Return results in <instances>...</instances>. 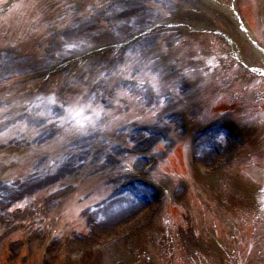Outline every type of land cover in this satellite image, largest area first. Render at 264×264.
Wrapping results in <instances>:
<instances>
[{"label":"rangeland","instance_id":"374dc122","mask_svg":"<svg viewBox=\"0 0 264 264\" xmlns=\"http://www.w3.org/2000/svg\"><path fill=\"white\" fill-rule=\"evenodd\" d=\"M133 1L75 0L76 3L73 4L71 18H77L84 13L85 15L78 17L77 21L73 22L67 30L62 31L58 37H51L54 40L46 43L45 47L38 44L37 49L42 54H40L39 59H36V56H28L21 63L19 61L11 62V68L8 69L10 71L0 73V83L8 84L9 86L11 82L16 84L20 80L23 83L30 81L47 82L41 80L44 77L42 74L50 70L48 68L51 66H58L63 62V59L72 58L79 60L85 56L94 54L96 50L109 48L117 42L129 39L131 34L140 33L148 29L150 25L166 22L168 17H172L177 21L185 20L195 28L206 30L210 33L215 31L221 32L227 38L233 39L237 35V31L234 25L232 26L228 15L220 8V5L227 6L232 0H215L214 4L209 3V5L198 3V0H139L138 4L131 6L130 3ZM100 4L102 6L97 7ZM236 4L248 17L251 26L257 34L259 36L260 34L262 35V40L264 41V0H236ZM195 10L205 13V16L200 21L191 15H188L187 18L176 19L179 17L178 14L180 12L187 15ZM108 17H112V19H108ZM57 20L58 17L51 22ZM51 22L49 21L48 24ZM163 31L166 34L165 39L154 37L153 39L149 38L144 41H134L125 51L115 54L114 61L110 66L109 78L99 81L97 86L101 88L102 93L108 96H113L115 93L114 90L116 89V94L112 98L113 103L108 107V110L111 109L112 106H116V96L118 97L119 94H122L127 89L124 83H121L118 79L119 73L117 71L119 67H132L136 71L135 73H137L144 68L151 55L162 52L169 55L167 59L176 57L177 64L172 67V75L169 74V79L166 81L161 80L158 83L165 84L169 82L171 88H177L180 97L177 100L181 102L180 104L183 101H189L184 106L186 110L182 109L185 112L188 111V114L175 113V118L167 117L164 119L163 126L162 124L157 125V127L163 130L162 135L168 139L167 141H161L159 136V138H155L149 143L147 139L152 137V131L150 135L141 132L144 137L135 135L134 132H138L139 128L136 126L131 127L130 124L135 122L136 116L133 119H131V116V120H126L127 123L123 125V128L115 129L113 126L106 125V130L110 133H115L116 135L114 136L111 134L100 136L98 134L97 129L105 121L103 117L97 118L96 116H92L95 127H93L90 121L87 122V127L90 128L87 134L82 135L80 132L77 134L70 127L60 134L50 132L47 139L42 136L43 134H40L37 143L41 146L42 153L37 155L38 159L31 163V169L35 168L37 172L28 177H24L23 181H17L14 184L7 183L5 179L4 181L1 180L4 182V187H2L3 192L1 194L3 195L4 193L3 198L8 199L3 204L4 211L8 212L14 202L26 196L28 197L23 201L25 204L30 201V206L23 213L0 214V264H116L115 262L112 263V255L116 257H132L134 262H138L140 252H144L146 257L151 258V262L149 263V260L145 257V264H171L169 260L170 252L174 264H194L192 258L198 256L206 257L201 264H229V256L226 257V252L221 248L222 246H217V242L220 243L216 239L217 232L211 230L212 242L208 239L205 232L202 231L200 223L197 226L195 225L197 220L193 217L197 216L199 218L207 216V214L203 213L204 208H201L202 203L208 209L213 210L222 234L232 231V228L227 225L228 222L235 221L229 215V205H226L227 202L222 200V202H219V205L216 204L215 206L211 205L209 207L207 204L211 203L207 201L209 200L208 193L209 191L216 192L217 189L224 192L226 186L234 184L231 182L226 184L224 182L221 188L222 184L218 187L219 184H216L214 180L219 175H223L225 170L233 168L238 162L236 160L238 154L243 149L255 143L251 142L252 137L250 134L247 136L246 134L242 135V138L237 139L236 142L235 140L231 141L226 136L224 143L222 145L220 144V146H229L236 143V147L233 146L230 148L232 151H229L227 157L222 162L220 161L221 163L219 162L218 166L214 162V165L211 166L209 164L208 166L211 167L208 168L206 166L207 162H204L205 169L203 171L200 170L202 168L195 167L193 168V172L190 168L186 167V165L188 166L186 157H188V153L190 152L191 160L190 150L194 148L193 139L191 140L189 138V134L198 130L192 127V123L194 122L200 127L205 126L206 123L207 125H216L217 122L224 124L223 121L233 123L232 120L235 117L234 114L229 113H213L210 109L215 104L209 107L204 103L205 101L207 103L216 101V96L218 97L220 94L217 90H205L213 82L204 83L199 79L196 80L204 90H201L200 87L194 88L191 96L188 93L187 85L184 84L186 82L185 74L181 71L176 72L181 62V64L185 65L189 63L192 57L198 56V50L206 49L211 51L213 47L217 46L218 41L222 42L216 37L217 32L214 34L197 33L194 35H186L180 29H165ZM51 35L54 36L53 33ZM55 38L57 39L55 40ZM159 41L164 42V48H161L163 44H159ZM240 49L243 55L246 57L250 56L248 50L241 43ZM213 53L215 54L214 51ZM178 58L181 59L180 63ZM247 58L249 59V57ZM135 59L140 61L146 60V62L143 66H140ZM11 60L10 55L1 56L0 64L4 66L8 63L7 66H9ZM151 61V65L155 66L153 68L150 65L147 68L148 71H160L163 69L161 67V64H163L162 61H158L155 57ZM194 66L193 72H195V77L198 78L199 75L196 73V67L198 65L195 64ZM92 68L93 65L90 69ZM189 69L192 74L191 67ZM67 72L63 71L62 73L64 75L61 74V76L66 77L67 75L65 73ZM160 74L164 76L165 73L160 71ZM86 75V72L82 73L79 79L84 78ZM65 81L63 87L60 89V93L62 95L66 93L65 96L73 94L77 81L73 83L67 79ZM178 83L181 85L180 87ZM48 107L52 108L50 105ZM172 109L173 111L181 110L177 106H173ZM138 110L142 109L138 106L130 107L133 115ZM127 113L128 108L125 110L118 108V115L116 117L113 115L112 119L109 120V124L122 120ZM4 114L3 119L11 116L6 114V112ZM41 120V123L33 122L29 124L46 126L50 123V121L45 119ZM7 129L8 125L0 132L5 133ZM14 137L21 136L6 135L1 138V141ZM61 137L62 139H58ZM213 138L210 142H206L208 144L206 148H202V145L206 143L202 144L201 150L213 151L211 148L212 143L214 142L215 144L216 141L219 142L220 140L217 134ZM57 139L61 141L58 145H56ZM70 140L73 141L70 142ZM112 140L118 142L113 146H109L107 149ZM147 144L149 146L141 150L142 146ZM31 145L34 146V142ZM185 145L187 146V151ZM15 146L17 148L20 147L21 152H23L30 147V143L22 142ZM48 147L53 149H48ZM7 148L5 145L0 146V177L2 175L4 176L10 166L15 167L18 163V160H10V156L6 152ZM175 148H178L177 151ZM70 150L77 152V154L78 152L81 153L76 156L56 155L54 158H50L49 164L44 167V162L49 158L50 153L55 151L60 152V154H68ZM173 150H175V153L171 154ZM201 150L198 147L196 152L200 153L202 157ZM256 150L257 152L255 154L259 156V160L261 158L264 159V151L260 147ZM91 151H98L99 153L93 156ZM109 152L113 155V158L125 159L126 157L127 161L121 166H116L114 165L116 160L113 162L108 160L110 158ZM21 154L27 157L28 161L32 158L31 153ZM169 156L172 158V163L171 167L169 165V169L166 171L164 165H167L166 161ZM25 157H23L24 159L22 157L20 158L26 160ZM79 158L83 159L78 160ZM143 159L156 161L160 166L155 172H158V175L154 173L151 178L155 179L159 184L164 185L167 193L165 202L155 203V205L148 208L154 212H150L147 217L137 220L132 224L131 230L123 228L120 231V228H118L125 223V220L129 216L128 214H123V211H120L118 214V217L121 216V219L114 226H108L104 230L101 227L100 217L103 215V212L106 214L110 210V207L112 208V206L116 205L122 199L129 197L128 195L115 197V182L118 180H120L119 183L124 180L126 181L129 175H133L136 172V168L141 169L144 166ZM128 167L132 171L128 170ZM181 168H184L186 173L183 171V175H176L175 173L179 174ZM207 171H217V173L214 178H211ZM207 178L212 182H208ZM64 182L68 185L66 188L64 186L66 183ZM101 183L108 187L109 193H107V189H99ZM237 187L239 186L235 184L229 187L226 192L231 193L233 190L238 192ZM248 188L254 189L250 185ZM240 190L242 191V188ZM242 192L249 196V193L245 192V188ZM173 204L183 208L182 211L177 207V211L170 212V207ZM69 205L71 212L61 214L62 208H66ZM134 213L131 212L130 217ZM168 214H184L185 219L181 217L182 224L176 223L171 228L169 226L170 220ZM125 217L127 218L124 220ZM250 219L251 216L246 215L245 223L247 225ZM26 220L32 222V226H35L33 220L36 222V226L44 220V223L48 227L33 229V227L24 225L23 222ZM113 227L119 230L116 231L119 232L117 233L118 235H121L118 239L113 237V232L111 233L114 229ZM245 232L250 234L247 230ZM101 236L105 237L100 238ZM155 237L158 243L154 241ZM115 240L118 243L120 242L119 240H123L122 245L112 248L109 251L106 249L103 250L102 246L100 247V245H103V242ZM95 244L99 246L100 250L95 248ZM261 245H264V239ZM155 246L160 248L159 253L153 250ZM216 246L218 250H216ZM240 251L243 254L242 248ZM166 252L167 257H160L161 259H159V256H162ZM157 258L159 259L158 262ZM260 258L261 256H259ZM246 264H264V258L261 260L248 258Z\"/></svg>","mask_w":264,"mask_h":264},{"label":"bare ground","instance_id":"6f19581e","mask_svg":"<svg viewBox=\"0 0 264 264\" xmlns=\"http://www.w3.org/2000/svg\"><path fill=\"white\" fill-rule=\"evenodd\" d=\"M202 160L209 162V161H212V157L210 159L205 156V158H203ZM135 203L136 201H131L130 199L127 198L125 200H121L116 205L112 206V208L110 207V210H108L106 214H104L105 220L101 222L102 223L101 227H103V229L106 230L108 226H114L121 218V217H118V214L120 213V211H123L124 214H128L129 215L128 218H130V213L133 210ZM133 211H135V209ZM126 218L127 217H125L124 219Z\"/></svg>","mask_w":264,"mask_h":264},{"label":"snow or ice","instance_id":"6c2138e0","mask_svg":"<svg viewBox=\"0 0 264 264\" xmlns=\"http://www.w3.org/2000/svg\"><path fill=\"white\" fill-rule=\"evenodd\" d=\"M154 86H155V85H154ZM78 102H79V101H77V103H78ZM89 106H91V105H89ZM72 111H75V108H70V109L68 110L69 115H71V112H72ZM101 111H103V110L101 109ZM95 115H96L97 118H99V116H100V112H99V111L96 112ZM88 119H89V121L93 124V127H95V122L92 121V118L89 117ZM80 129H81V134H87V132H86V128H85V125L81 124V125H80Z\"/></svg>","mask_w":264,"mask_h":264}]
</instances>
